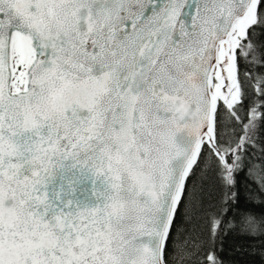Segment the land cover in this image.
I'll return each instance as SVG.
<instances>
[{"label": "snow or ice", "instance_id": "6c2138e0", "mask_svg": "<svg viewBox=\"0 0 264 264\" xmlns=\"http://www.w3.org/2000/svg\"><path fill=\"white\" fill-rule=\"evenodd\" d=\"M264 0H0V264H264Z\"/></svg>", "mask_w": 264, "mask_h": 264}, {"label": "trees", "instance_id": "16d2710c", "mask_svg": "<svg viewBox=\"0 0 264 264\" xmlns=\"http://www.w3.org/2000/svg\"><path fill=\"white\" fill-rule=\"evenodd\" d=\"M260 142L264 143V124L261 125L259 132ZM253 243L245 237H239L234 234L224 238L222 259L225 264H258V257L250 255L252 249L249 245Z\"/></svg>", "mask_w": 264, "mask_h": 264}]
</instances>
